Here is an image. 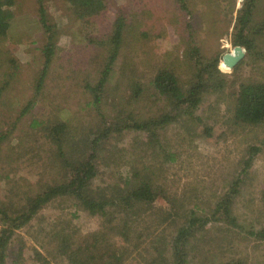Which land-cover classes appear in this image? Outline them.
I'll return each mask as SVG.
<instances>
[{
    "label": "rangeland",
    "instance_id": "obj_1",
    "mask_svg": "<svg viewBox=\"0 0 264 264\" xmlns=\"http://www.w3.org/2000/svg\"><path fill=\"white\" fill-rule=\"evenodd\" d=\"M242 2L185 0L184 7L179 0H112L101 15L85 23L96 37L106 33L108 38L119 14L132 25H136L135 15L149 21V26L151 19H158L161 26L153 36L132 38L122 49L97 110L84 85L86 79L94 85L99 77L105 45L89 43L84 23L73 20L62 0H43L47 22L55 24V54L37 91L36 77L43 66L42 47L48 33L39 23L37 0H16L8 34L0 38V134L5 135L0 151V201L6 210L11 214L26 211L30 197L69 177L49 138V129L59 120L67 124L66 139L78 141V158L95 155L97 170L90 194L97 198L119 195L128 188L125 182L132 167L144 165L153 167L152 177L163 190L152 210L136 220L128 219L126 229H109L108 235L89 241L91 264H105L115 258L112 255L120 257L119 264H177L178 260L181 264H264V205L260 200L264 121L256 125L229 123L228 85L222 92L204 93L191 120L182 115L177 122L152 126L158 128L160 144L174 153V161L165 160L164 153L151 154L146 132L114 128L125 115L122 108L130 114L128 123L132 118L147 121L167 111V103L149 81L156 69L165 65L175 67L180 79L187 81L189 68L183 51L190 38L200 48L203 61L219 57L218 68L228 82L264 80V31L257 32L264 22V0H256L247 31L258 54L245 50L235 69L222 62V56L234 48L233 25ZM5 52L15 66L4 60ZM131 78L143 86L133 99H129ZM31 99L33 105L21 115ZM206 126L210 134L205 132ZM108 128L112 130L104 135ZM69 141L74 146V141ZM66 144L67 140L63 146ZM251 146L259 151L251 164H246ZM228 195L230 216L216 206ZM192 212L206 223L191 226L192 233L176 249L173 242L178 228ZM101 222L100 216L89 214L71 197L52 198L17 229L6 264H42L45 258L54 264L61 239L66 238L65 245L70 242L72 248L84 245L91 233L102 230ZM120 231L128 232L129 237L113 236Z\"/></svg>",
    "mask_w": 264,
    "mask_h": 264
},
{
    "label": "trees",
    "instance_id": "obj_2",
    "mask_svg": "<svg viewBox=\"0 0 264 264\" xmlns=\"http://www.w3.org/2000/svg\"><path fill=\"white\" fill-rule=\"evenodd\" d=\"M15 1L16 0H0V38L6 37L8 34L11 19L13 17V6ZM62 1L70 11V15L74 18L73 20L77 23H79L78 21L84 23L83 28L89 43H96V45L103 44L106 48L105 62L100 70L99 77H96L95 84L92 85L91 80L86 79L87 82L84 85L93 98L92 103H94L98 110V104L101 101V93L104 92L105 86L110 80L109 77L112 74L113 63L122 52V49L126 47L127 43L132 38L145 39L149 35L153 36L157 32V28L161 26L158 25L160 21L158 19H151V26H149V21L146 23L140 19L141 17L133 15L136 25H132L133 23L127 21L124 16L119 14L114 20L112 31L108 35V38L106 37V33L99 35L100 37H96L97 35L93 33V28L89 25L86 26L87 24L85 25V23L89 21V18L101 15L109 8L112 0ZM37 2L39 3V23L48 33L47 40L42 47L43 66L40 74L36 77L35 88L38 91L43 85L44 78L47 75L48 68L55 54V24L47 22L46 10L42 4L43 0H37ZM179 2L185 7V0H179ZM255 2L256 0H243L241 7L237 10L233 25L234 32L231 37L233 46L240 45L245 48L247 54L249 53L251 55L258 54V51L254 49L253 39L250 38L247 33L249 25L252 22ZM233 7L232 4L231 11ZM261 31H264V22L257 32L259 33ZM4 55V60L10 66H15L14 60L9 57L8 53L5 52ZM183 58L186 59V67L189 68V78L187 81L180 79L175 67L171 65L158 67L153 78L149 81V85L152 86L167 103V111L147 121H137L135 118H132V122L128 123L127 119L130 114L126 112V109L122 108L121 111L124 112L125 115L120 118L118 123H116L117 125L114 127L121 131L129 129L146 132L148 135V143L151 145V154L156 152L155 155H162L164 153V155H166L164 159L168 161H174L175 155L172 151L166 150L165 147L160 144L155 131V129L158 128L154 127V129H152V126H162L163 124L177 122L182 115L186 116V119L191 120V116H193L195 109L201 102L204 93L222 92L228 85L226 110L231 111L226 120H229V123L234 125H256L264 121V80H248L236 84L233 79L228 82L227 79L223 78L224 73L218 68L219 57L215 55L212 59L203 61L200 48L191 38L187 41V46L183 51ZM7 76L9 77L10 75L7 74ZM133 79L134 78L129 79V99L137 98L143 88L139 80ZM1 90L2 88H0V91ZM32 105L33 99L29 100L27 105L21 109L20 114L23 115L26 113ZM197 120L202 121V118L197 117ZM49 130V138L56 145V154L59 159V164L63 169L69 172V177L65 180H60L59 182L54 181V183L46 185L40 193L30 197L26 205V211L21 213H9L0 201V264H6L10 244L17 229L27 224L52 198L58 196L71 197L80 202L89 214L98 215L102 218L101 229L104 231L98 230L96 233H91L92 235H89V239L84 245H77L73 248L70 247V242L69 244L67 243L68 246L65 245L67 242L66 238L61 239L53 258L54 264H91L92 250L87 247L91 239L108 235L109 229H117L121 226H123V229H126L127 223H129L128 219L136 220L141 214L151 211V205L158 196L163 195V190L160 185L157 184V180L152 177L153 167L151 165H144L140 169H137L136 166L132 167L129 180L125 182L128 188L119 195L110 198L95 197L90 194L91 190L89 188L91 179L96 175L97 170L94 162V153H91L87 159L78 158L76 156L78 141L73 138L66 139L68 127L65 122L58 120ZM109 130L112 129L108 128L103 134H108ZM205 132L210 134L207 126L205 127ZM4 139L5 135L0 134V151L1 143ZM66 140L67 144L63 146ZM69 140L74 141V146ZM66 147H68V149H66ZM258 151V147L251 146L248 149V158L245 160V163L251 164L253 156H255ZM231 192L233 194L237 193L236 188L233 187ZM229 196L230 195L224 197L216 204L218 209L222 208L226 216H230V209L227 205V202L230 200ZM260 200L264 205V187L261 190ZM113 213L116 214V223H114V225L112 223L113 218H115ZM107 214H109L110 217H108ZM187 216V221L178 228L177 235L174 238L173 246L175 248L184 243L186 235L192 233L193 227L190 229L191 226L195 225V223L199 225L206 223V219L200 217V215L195 212ZM119 234L120 235L113 236H120L123 240L129 237L128 232L125 233V231H120ZM115 237L109 238L116 239ZM117 242L118 241H115L113 245ZM66 247H68V249H65ZM112 257L115 258L105 264H119L120 257L117 258L116 255H112ZM42 264H52V262L45 258ZM177 264H181L179 260ZM221 264L231 263L226 262Z\"/></svg>",
    "mask_w": 264,
    "mask_h": 264
},
{
    "label": "water",
    "instance_id": "obj_3",
    "mask_svg": "<svg viewBox=\"0 0 264 264\" xmlns=\"http://www.w3.org/2000/svg\"><path fill=\"white\" fill-rule=\"evenodd\" d=\"M245 49L240 45L234 46L233 50L222 56V62L228 68H233L244 56Z\"/></svg>",
    "mask_w": 264,
    "mask_h": 264
}]
</instances>
